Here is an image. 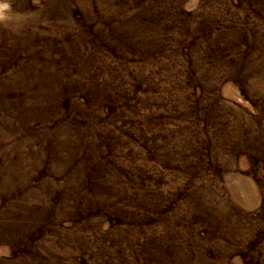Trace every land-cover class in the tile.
Here are the masks:
<instances>
[{
    "label": "rangeland",
    "instance_id": "rangeland-1",
    "mask_svg": "<svg viewBox=\"0 0 264 264\" xmlns=\"http://www.w3.org/2000/svg\"><path fill=\"white\" fill-rule=\"evenodd\" d=\"M0 264H264V0H0Z\"/></svg>",
    "mask_w": 264,
    "mask_h": 264
}]
</instances>
